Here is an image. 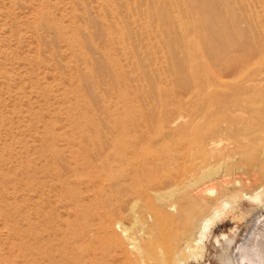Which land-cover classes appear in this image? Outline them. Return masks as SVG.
<instances>
[{
  "label": "rangeland",
  "instance_id": "374dc122",
  "mask_svg": "<svg viewBox=\"0 0 264 264\" xmlns=\"http://www.w3.org/2000/svg\"><path fill=\"white\" fill-rule=\"evenodd\" d=\"M258 43L264 0H0V264H171L189 230L157 212L168 118L209 82L264 77ZM236 226L183 259L218 264Z\"/></svg>",
  "mask_w": 264,
  "mask_h": 264
},
{
  "label": "bare ground",
  "instance_id": "6f19581e",
  "mask_svg": "<svg viewBox=\"0 0 264 264\" xmlns=\"http://www.w3.org/2000/svg\"><path fill=\"white\" fill-rule=\"evenodd\" d=\"M257 57L264 66V55L259 53ZM251 59L226 62L224 67L238 73L250 65ZM175 116L168 118L171 143L166 155L172 178L159 184L157 191L172 202L157 212L169 213L171 223L182 222L189 233L173 253L171 264H187L185 250L193 260L203 258L206 240L216 225L229 217L237 221V226L233 233L216 238L218 264H264V77L209 82L202 94L190 98ZM207 184L213 188L207 189ZM245 203L250 204V210H244ZM261 217L263 225L256 226ZM247 229L252 232L243 239ZM136 251L134 255L141 257L147 250L137 247Z\"/></svg>",
  "mask_w": 264,
  "mask_h": 264
}]
</instances>
